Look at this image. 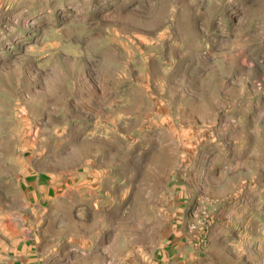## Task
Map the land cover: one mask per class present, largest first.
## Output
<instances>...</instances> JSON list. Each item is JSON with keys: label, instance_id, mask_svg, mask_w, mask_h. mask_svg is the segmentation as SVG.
Wrapping results in <instances>:
<instances>
[{"label": "rangeland", "instance_id": "rangeland-1", "mask_svg": "<svg viewBox=\"0 0 264 264\" xmlns=\"http://www.w3.org/2000/svg\"><path fill=\"white\" fill-rule=\"evenodd\" d=\"M42 233L46 264H264V0H0V264Z\"/></svg>", "mask_w": 264, "mask_h": 264}, {"label": "crops", "instance_id": "crops-1", "mask_svg": "<svg viewBox=\"0 0 264 264\" xmlns=\"http://www.w3.org/2000/svg\"><path fill=\"white\" fill-rule=\"evenodd\" d=\"M40 237L41 238L38 239L39 241L38 243L31 242L30 240H26L24 244L21 243V245L18 248L7 245L10 254L11 253L17 254L15 258L17 259L16 264H46V260H45L46 251L45 249H42L43 248L42 241L44 242L46 239L55 240L56 238H54V236L52 235L43 234V233L40 234Z\"/></svg>", "mask_w": 264, "mask_h": 264}]
</instances>
